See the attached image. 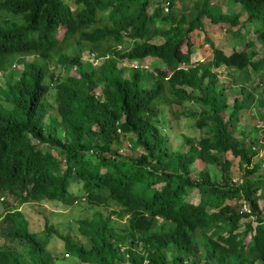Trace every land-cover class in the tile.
<instances>
[{
    "label": "trees",
    "instance_id": "obj_1",
    "mask_svg": "<svg viewBox=\"0 0 264 264\" xmlns=\"http://www.w3.org/2000/svg\"><path fill=\"white\" fill-rule=\"evenodd\" d=\"M184 1L156 0L149 12L151 0H72L74 8L64 0H0V13L21 21L0 25V65L12 54L37 56L0 88V193L31 206L113 203L127 220L119 229L110 215L96 212L77 222L86 242L61 237L67 257L59 260L31 230L27 214L2 200L0 264H55L68 257L78 264H264L257 139L234 132L251 97L264 108V0H222L232 7L225 16L211 12V0H191L192 9L178 13L177 2ZM204 18L221 19L236 39L251 28L254 40L229 56L212 48L211 60L193 63L191 33ZM57 29L60 38L86 42L95 64L80 53H61ZM156 37L160 44L152 42ZM256 46L262 52L254 60ZM51 58L65 68L63 77L47 74ZM147 58L156 61L153 69L130 67ZM220 68L237 77L231 102ZM46 78L54 81V107L46 101ZM165 102L205 132L199 139L184 136L185 151L170 146ZM128 135L138 155L119 153ZM229 154L239 160V182L230 177ZM191 190L197 202L188 201ZM44 229L48 237L53 233L47 220ZM15 245L27 247L34 262L18 258Z\"/></svg>",
    "mask_w": 264,
    "mask_h": 264
},
{
    "label": "rangeland",
    "instance_id": "obj_2",
    "mask_svg": "<svg viewBox=\"0 0 264 264\" xmlns=\"http://www.w3.org/2000/svg\"><path fill=\"white\" fill-rule=\"evenodd\" d=\"M156 0H151V4L149 6V12H151L156 5ZM222 0H211V4H220L217 9L214 6H211V12L213 14H217L221 9V3H224V1L220 2ZM66 5L70 6L71 8H74L72 0H64ZM192 1L186 0L184 2H177L175 10L180 12H188L192 9ZM225 6V5H224ZM229 7V5H228ZM230 7V11H232ZM234 12H237V9L234 8ZM5 12H1L2 14L0 16V25L6 20H16L18 22H21L18 18H11L10 16H6L4 14ZM102 22L105 21L106 17L105 15L100 14ZM100 19V17L98 18ZM205 21L207 19H204ZM227 30V33L225 32L226 36L230 38L232 30L228 27H225ZM234 28L233 30H235ZM223 27L218 28V33L223 35ZM248 31H251V28H249ZM59 29H57L56 33L54 35L56 38H60ZM253 33L249 32L246 33L244 41L252 40ZM193 39H199L194 34L192 35ZM60 44L58 46V49H60L61 53L72 55L74 53H80L81 58L83 61H90L93 64H95L93 60V53H90L88 44L86 42H79L78 38L76 36H71L69 38L63 39L60 38ZM153 43L160 44L162 42V39L159 37H156L152 40ZM207 42L204 40L201 42L202 47L205 49V51H210L209 46H205ZM241 44V43H240ZM254 49L255 52L258 53L256 59L260 56V53L262 52L261 48L259 46H256ZM185 50V49H183ZM240 48H237V51H239ZM211 52V51H210ZM208 54V53H207ZM200 55L199 52L196 53V56L198 59L202 60L200 63L204 64L207 62V59L210 58V55L208 56ZM207 55V56H206ZM37 59V56L35 54H12L10 56H7L4 58V62L2 65H0V88L3 89L7 82L13 83L16 81L19 77V74L22 69L23 62L27 60ZM143 64L145 66L149 67L150 69H153L154 65H156V61L151 60L149 58L145 59ZM45 69L47 71V74H51L56 78H61L64 76L65 68H63L61 65L56 64L54 62V59H48L45 61ZM219 79L221 84H225L228 86V99L229 102H231V99H233L234 96L238 95L239 88L237 86V77L235 73L231 70H226L223 68H220L219 70ZM72 75L75 77H78V71L76 68L72 69ZM152 79V77L150 78ZM257 80L255 79V83L257 84ZM45 83L50 84V90L48 93V96L46 98L47 103L50 106H55L54 103V81H50V78H46ZM253 84V86H254ZM0 102H1V94H0ZM162 111L166 117L167 120V128L166 133L169 137L170 146L174 150H181L185 151L188 149V146L184 143V136L199 139L200 137L205 135V132L203 130H197L194 128V120L192 119H185L181 118L178 115L175 114V107L174 105L170 104L169 102H165L161 104ZM181 110V109H179ZM246 116V117H244ZM241 117H244V122L242 124H235L234 125V132H237L241 129V131H244L248 133L249 137L252 139H257L256 146L258 149V155L254 159V164H259L261 166V169L257 172V175L262 174L264 172V108L258 104V101L251 97L246 103L244 111L241 114ZM263 126V127H262ZM73 134H78V130H72ZM60 136V134H59ZM132 138V136L128 135L126 138L122 140V145L119 149V153L122 155H129L131 151H134V155H138L141 151L137 148L134 150H131L129 146V141ZM228 159L231 160L232 165L229 170L230 177L233 181L239 182V180L242 177V171L239 166V160L238 158L233 157L232 155H228ZM192 173L191 178L195 179L197 177L196 168L195 166H192ZM210 173L212 175H215L216 178H220L219 173L216 169L211 168ZM78 187H73L72 191L76 193L78 197H84L82 192L77 191ZM188 201L191 202H197L198 197L195 193V191L191 190L188 192ZM2 200L4 202L8 203V206H10L11 210H20L24 211L30 221L31 224V230L34 231L38 238L41 239L46 244V249L49 250L52 254H54L56 257L60 258L62 255L64 257H67L64 250V242L61 239V237H67L69 236L74 242H82L85 243L86 240L83 238V236L78 232V226L79 224L77 222L84 220V219H90L92 215L96 212H99L103 215H110L112 225L116 228L122 229L125 228L127 225L126 217L119 218L117 216L118 207L115 204H111L109 207L103 206V205H90L88 202L84 201L82 205H74L70 208H62L61 205H53L49 203L45 204H39L31 206L28 203L21 204L19 201L15 200L13 197L0 193V219L3 217L4 212L6 210V205L2 204ZM228 204L232 205V202H227ZM259 203H261V206H264V201L259 198ZM35 210L36 213H34ZM264 215V214H263ZM47 220L48 225H51L53 228V233L48 237L45 229H44V222ZM40 240V241H41ZM41 241V242H42ZM42 242V243H43ZM2 244V240L0 239V245ZM16 247V254L18 258L22 259L23 261L30 263L34 262L35 255L32 256L31 251L24 246H18ZM34 254V253H33ZM57 260L55 264H78L77 261L74 258L68 257L66 261H59Z\"/></svg>",
    "mask_w": 264,
    "mask_h": 264
},
{
    "label": "crops",
    "instance_id": "obj_3",
    "mask_svg": "<svg viewBox=\"0 0 264 264\" xmlns=\"http://www.w3.org/2000/svg\"><path fill=\"white\" fill-rule=\"evenodd\" d=\"M211 5L215 6L216 9H217V7L220 4H211ZM221 5L222 6H221V9H220V13L223 16H225V15H227L228 10H229L228 4L226 2H224V3H221ZM236 9H237V12H234V13H238L239 12V9L238 8H236ZM204 19H207V20L205 21ZM204 19H202L200 27L196 28L191 33V42H192L191 62L194 63V62H201L202 61V60L197 58V56H198V55L196 56L197 52H199L201 56L208 53L207 55L208 56L210 55V58L207 59V62H208L209 60H211V57H212V48H215V49H218V50L222 51L226 56H229L230 54H232V52L234 50L237 51V48H240V50L242 49V46H243V43H244V39L243 40H241L242 38L241 39H236V38H234L232 36V33H230V32L228 33V34H231L230 38L227 37L226 34H225V32L227 33V30L225 28L227 26L225 25L224 21H222L221 19H218V21H216V23H215V22H213L212 20H210L208 18H204ZM219 27H223V30H222L223 31V35L218 33L219 32L218 31ZM249 32H251V31H248V33ZM193 34L196 37H198L199 39L194 40L193 36H192ZM251 39L252 40H250V41H253L254 37L251 38ZM203 40L209 44L211 52L210 51H205V49L202 47L201 42ZM254 48L255 47H253V50H256ZM258 58H260V56ZM149 59L154 60L152 58H149ZM254 60H256V58ZM244 117H246V116H244ZM244 117L240 118V121H239L238 124H242L244 122Z\"/></svg>",
    "mask_w": 264,
    "mask_h": 264
},
{
    "label": "clouds",
    "instance_id": "obj_4",
    "mask_svg": "<svg viewBox=\"0 0 264 264\" xmlns=\"http://www.w3.org/2000/svg\"><path fill=\"white\" fill-rule=\"evenodd\" d=\"M206 45L209 46L208 43H207ZM209 47H210V46H209ZM143 62H144V60L141 61V62H138V63H132V64H130V67H133L134 69L141 68V69H143V70H148L149 67L146 66L147 68H144L145 65L143 64ZM126 65H127V64H126Z\"/></svg>",
    "mask_w": 264,
    "mask_h": 264
},
{
    "label": "built area",
    "instance_id": "obj_5",
    "mask_svg": "<svg viewBox=\"0 0 264 264\" xmlns=\"http://www.w3.org/2000/svg\"><path fill=\"white\" fill-rule=\"evenodd\" d=\"M163 7H164V11L166 12V11H168V9H169V4H168V2H164V4H163ZM208 45H206V47H207ZM144 68H147L146 66H144ZM263 126H264V124H263ZM262 126V127H263ZM254 149V148H253ZM242 210L243 211H246V212H249L250 210H249V208H248V206L246 205V204H243V206H242Z\"/></svg>",
    "mask_w": 264,
    "mask_h": 264
}]
</instances>
